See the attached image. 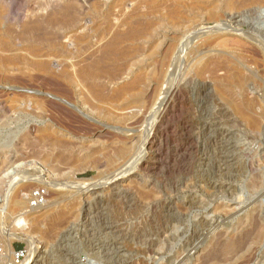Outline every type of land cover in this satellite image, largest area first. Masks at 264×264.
<instances>
[{
    "label": "rangeland",
    "instance_id": "374dc122",
    "mask_svg": "<svg viewBox=\"0 0 264 264\" xmlns=\"http://www.w3.org/2000/svg\"><path fill=\"white\" fill-rule=\"evenodd\" d=\"M51 1L58 3L57 0ZM51 1L0 0L3 17L0 19V210L3 209L0 212V229L20 238L11 244L12 249L25 252L20 264L28 258L30 248L25 242L27 240H32L35 251L40 252L38 264H77L78 261L80 264H101L92 256L94 251L90 250L86 241L91 233L86 232L101 222L102 215L104 227H117L119 231L116 236L107 235L103 240H110V245H113L115 237L128 235L134 238L135 242L124 240L119 241V245L114 244L124 251L126 257L122 260H126L127 264H264V122L258 130H250L234 115L226 102L234 96L219 95L213 79H209L207 74L198 76L195 73L201 59L219 55V61L214 62L219 65L228 56V52H221L223 50L215 45L203 49L201 44L205 35L221 32L216 26L218 24H228V27H223L228 31L234 28L229 16L247 10L242 6L244 0H125L120 15L117 14L118 7L112 9L120 0H101L100 3L97 2L99 0H65L71 1L77 8L74 24L44 25L32 35H22L23 23L35 16L44 17L47 3ZM113 11L114 14L118 11V17H106L105 20L104 16ZM130 13L138 16L131 21V28H138L144 23L145 30L137 38L122 44L126 53L116 62L122 68L121 78L108 84L110 93L107 96L117 94L115 87L130 81L135 75H147L145 77L152 85L161 72V86L164 89L174 88L176 94L169 107L170 116L165 119L161 130L156 132L159 155L148 154L139 167L106 184L102 196L95 198L89 191L94 182L107 175L112 176L114 171L106 158L102 157L105 147L100 144L112 132L103 126L112 117L95 107L92 111L89 108L90 113H87V107H68L63 100H59L61 96H81L79 93L90 96L89 93L71 77L70 80L50 78L38 68L41 63L47 62L52 65L53 73L58 74L61 67L70 64V54L76 52L75 45L68 39L69 35L89 33L88 43L81 46L84 49L90 45L89 54L103 46L116 32L119 21ZM240 28L248 29L246 25ZM57 36L61 40L52 44L50 39ZM221 74L217 73L219 76ZM250 82L254 85L253 91H248L246 98L257 100L259 109H264V83L260 88L257 80ZM203 85L206 86V93H209L206 98L197 96ZM123 96H140V87L130 89ZM61 106L62 112H58ZM65 107L78 117L77 121L82 122L72 124L76 127L71 126L73 134L67 138V141L70 140L68 148L73 152L72 158H65L66 153L62 152L65 150L57 149L53 144V133L67 119L63 113ZM225 109L229 111L228 116H220L219 111ZM205 110L216 112L211 123L213 127L219 126L230 133L223 142L218 133L213 132L211 138L214 140L209 142L208 136L203 137L200 131L193 130L191 137L195 140L188 144L187 136L179 131L182 119H194L195 114L197 117L200 114V117ZM130 122H127V126H131L128 124L134 120ZM97 129L101 130V134L92 137ZM226 159H232L231 167L225 170V166H228L225 165L222 170L218 169ZM10 171L13 172L11 175ZM29 175L40 177V182L25 183L28 189H24V193L32 192L39 197L40 207L33 204L36 201H31L26 215L39 216L52 206L54 200L50 197H53L54 189L73 187L76 181L86 182L87 189H80L81 192L72 189L73 193H77L72 198L80 201L83 207L90 208L89 224L86 227L78 225L81 218L67 224L60 234L68 233V229H72L73 234L63 242L61 235L54 241L43 239L39 232L30 231L31 223L27 220L25 223L24 218L17 222L19 212L4 211L7 207L4 200L6 190L14 178ZM143 192L152 195L147 198L149 200L143 201ZM144 231L148 232L149 238H157L155 234L159 232L165 234L161 246L164 256L146 253L145 244L136 241ZM228 239L233 242L243 240L242 248L233 257H226L221 249ZM0 241L3 247L8 243L1 234ZM185 244L189 249L195 245L197 252L191 257H183L180 252ZM18 246L21 247L17 249ZM56 255L62 257L59 259Z\"/></svg>",
    "mask_w": 264,
    "mask_h": 264
},
{
    "label": "bare ground",
    "instance_id": "6f19581e",
    "mask_svg": "<svg viewBox=\"0 0 264 264\" xmlns=\"http://www.w3.org/2000/svg\"><path fill=\"white\" fill-rule=\"evenodd\" d=\"M49 1H51V0H49ZM51 2L52 3H50V2L47 3V12H46V15L44 17L35 16L34 18L33 17L31 18L32 20H29V21H26L25 23H23V28L21 29V30H23L22 35H24V36L32 35L36 30H38L40 27H42L44 25L62 26V25L74 24V22L77 19V11H76L77 8H75L74 4L71 1L69 2V1H65V0H57L56 2H58V3H55V2L53 3V1H51ZM97 2L100 3L101 0H99ZM124 2H125V0H120V1H118V3L116 2L117 5L115 4L112 7L113 10L115 7H118L119 12L117 11L118 13L117 12L116 13L119 15H120V13L122 14V12H123L122 11L123 6L126 3V2L125 3ZM242 4H244L242 6L245 7V9H247V10L241 12L240 14H234V15L229 16V20L232 21V23L234 25L233 29L228 31V29H226V28L223 29V27H225V26L228 27V24L225 26H224V24H223V26H221L222 24L221 25L218 24L216 26H218L220 28L219 31H221V32H216V33L205 35L203 42L201 44V48L203 47V49H206L207 47H211V46L215 45L216 47L223 50L221 52H224V53L228 52V56L227 55H226V57L224 56L225 58L223 57L224 58L223 62L219 63V65H218V63H214L215 61L218 62L219 61L218 59L221 58V56H219V55L213 56V57H208L205 60L201 59V61L197 63L198 64V66H196L197 68L195 67V73L198 76H204L207 74L209 79H213L217 83L216 86H217V90H218L219 95H221V96H234V98L226 100L229 107L233 111L234 115L236 117H238L240 120H242L243 123L246 125V127H248L250 130L256 131L260 128V126L264 122V109H262V108L259 109V107L257 106L258 101L254 100V99L248 100L246 98L245 94L248 91H250V92L253 91L254 85L250 81L257 80L258 81L257 83H260V88H261V84L264 83V0H244ZM135 9L136 8H134L133 11ZM116 13L114 14V11H113V13L106 14L104 16L105 17L104 19L107 20L106 17H108L109 19L110 18L115 19V17L117 16ZM136 16L137 15L134 13H130V14L125 15L124 16L125 18L123 20L119 21L118 25L116 26L117 29H116V32L114 33V35L112 37H110L105 42V44L103 46L97 47L95 50L93 49L94 51H91L89 54H87V52H89L91 50V48L89 47L90 45L84 49L81 48L82 45L88 43L87 41L90 39L89 33H84V35H81V36H77L76 34L69 35L68 39L71 43H73L75 45V51L76 52L73 54H70L71 55L70 64H68L67 66L61 67V69H59L58 74L53 73L52 65L50 63H47V62L41 63L39 65V68H38L39 71H42L43 73H45L50 78H54V79L55 78H61V79H69L70 80V77H71V79L73 78L75 81H78L80 86H82L87 91V93H89L90 96H82V93H79L81 96L69 95V96H63V97L61 96L60 99L58 98L59 100H61V102L63 100V102L68 107H72V108H76V109H77V107L78 108L79 107H81V108L87 107V113H90L89 108H90V111H92V108L95 107L98 110H100L103 114H108L109 116L112 117L106 121L107 122L106 124L103 125V126L107 127V129L112 130V132L111 133L108 132L110 135L108 134L109 136L106 139L103 138L104 140L100 141V144L102 147H105V149H104L105 153H102L103 154L102 157L106 158V160H107L106 162L109 164L110 168L113 169L114 171L112 172V176L109 177L107 175V177L100 178L99 180H97V182H94V184L92 185V188L89 191H90V195L95 197V198H97V197L100 198L102 196V193L105 192V190L103 188L106 184L110 183L111 181H115V179H117L119 176L123 177L127 173H130V172L134 171L137 167H139L138 165L148 156V154L155 156V157H157L159 155L160 148H158V146H157L156 132L158 130H161V128L163 127V123H164L165 119H167L170 116L169 107L172 103V99L174 98V96L176 94V92H174L175 91L174 88L172 89V88L168 87V88L164 89L161 86L160 81H161V78L163 75L161 72V75L157 76L156 81L152 85H151V83H149V80L146 79L147 75H145L146 77L144 75H141V74L135 75L130 81L124 82L122 85L115 87L114 91L116 90L115 92H117V94H114L115 96L114 95L113 96H107V94L110 93L108 91V87H110V86H108V84H111L115 81H118L121 78L122 68L116 62L118 60H120L121 57L124 56V54L126 53L125 49L122 47V44L126 40H132V39L137 38L145 30L144 25H143L144 23H142V22H141L142 24H140V27H138V28L134 27L135 29L131 28V24H132L131 21H133V18H135ZM143 17H145V15H143ZM0 19H3L2 12L0 13ZM220 23H221V21H220ZM243 25H246L248 27V29L246 31L240 28V27H243ZM64 35H63V37H65ZM60 40H61V38L57 36V37L50 39V42L52 44H54L56 42L58 43ZM77 44L79 45V49L77 48ZM72 60H73V62H72ZM215 64H217V65H215ZM218 72L219 73L222 72L221 76H219L220 74L217 75ZM143 83H145L144 89L141 91V87L143 86ZM228 85H229V88H228ZM137 86H138V88L140 87V96H123L127 91H129L130 89H134ZM200 89L201 90H199L197 96H204V98H206V96L209 94V93H206V86L203 85L202 88H200ZM230 90H231V93H230ZM114 91L112 93H115ZM255 99H257V98H255ZM202 102H203V100H202ZM86 104H87V106H85ZM59 106L60 105H58V107ZM56 107L57 106H55V109H56ZM61 108H62V106L59 108L58 112L60 111ZM65 108H64L65 111L63 113L67 115V117H66L67 119H66V121L60 123L58 126L59 128H57L58 131H55L53 133V136H54V139H53L54 143L53 144H55L57 149L59 147L60 149L65 150V151H62V152L66 153L65 158H69V157L72 158L73 152H72L71 148L70 149L68 148L69 147L68 141H70V140L67 141V138L73 134V132L71 130L72 124L78 123V122L80 124H82V122L77 121V120H79V119H76L78 117L74 116V114H72L70 110L68 111V109L67 108L65 109ZM257 108L259 109V111H255V110H257ZM60 112H62V111H60ZM217 113H218V111H217ZM228 113H229L228 109H225V110H220L218 114L222 117H227ZM40 114H42V113L40 112ZM81 114H82V112H81ZM197 114H198V112H197ZM203 114L204 115H201L200 117H199L200 114H198V117L195 114L194 119H191L189 117L182 119L181 125L179 127V131L182 135L187 136L186 137L187 143L188 142L191 143L192 141L195 140V138L191 137V134H192L191 131H193V130L200 131V134L203 137L208 136L207 140L209 142L214 140V139L212 140L211 134L213 132H216L219 135V139H222V141H223V139H225V137H227L230 132H229V130H225L219 126L213 127L214 125H211L212 120L215 119L214 117H215L216 112H212V111L209 112V110H207V111L205 110ZM51 115H54V114H51ZM57 116H58V114H57ZM202 117H204V118H202ZM56 118H58V117H56ZM132 120H134V122L132 124H130L131 123L130 121H132ZM55 122H53V123H55ZM127 122H130L128 125H131V126H127ZM217 125H218V123H217ZM74 127H76V126H74ZM100 129H97V131L94 132L92 137L99 134L101 132ZM89 130H87V131H89ZM93 131H95V130H93ZM91 132H92V130H91ZM51 134L52 133H50L48 135H51ZM41 136H42V134H41ZM46 136H47V134H46ZM40 138H42V137H40ZM64 139H66V140H64ZM48 140H49V138H48ZM9 141H10V139H9ZM42 142H44V141H42ZM75 146H77V145H75ZM72 147H73V145H72ZM75 149H76V147H75ZM29 155H30V153H29ZM63 155H64V153H63ZM63 155H61V156H63ZM47 156H48V154H47ZM47 156L45 157V159L47 158ZM88 159H90V158H88ZM153 159H155V158L153 157ZM7 161H8V158H7ZM68 161H69V159H68ZM89 161L92 162L91 159ZM231 161H232V159H226L225 161L222 162L221 166L220 165L218 166V169L222 170L223 166H225V165H228V166H225V170L229 169L231 167ZM9 162H11V161H9ZM13 164H14V162H13ZM3 165L5 166V164H3ZM98 165H100V163ZM4 166H2V167H4ZM9 166H11V165H9ZM16 166L18 167V164ZM13 167H15V166L13 165ZM82 167L84 168V166H82ZM77 169H79V168L77 167ZM8 170H9V168H8ZM4 173H6V172H4ZM10 173L12 174L13 172L10 171L9 174ZM7 174H8V171H7ZM3 175H5V174H3ZM6 176H8V175H6ZM35 177L33 178V176L29 175V176H20V178H14V180L10 183L8 189L6 190V195H5L4 200L6 202L7 207L4 208V211L8 210V211L19 212L18 213L19 217H18L17 222H21V220L23 218H24V221L25 220L29 221L31 223V226H32L30 231L39 232L41 234V237H43V239H45L47 241H54V239L58 238L59 235H61L60 232L63 231L65 226L67 224H69L70 222L74 223L81 218V220H82L81 224L79 223L78 225H80L81 227H86L87 224H89L88 221H89L90 215H91V213H89L90 208L88 209L84 206L86 208V210L84 211V207L82 206L81 202L78 201L77 199L72 198V197H75L77 195V193H73L72 189L73 190L75 189L76 190L75 192H81L80 189L86 188L85 187L86 182L82 183V182L76 181L74 183L75 186H73V187L67 186V188L62 187V188L54 189L53 190V197H50L54 200V202H53L54 204L52 206H50L49 208L47 207L48 209L39 216L32 217V216L26 215L27 210L29 209V203L31 201H33V200L36 201L33 204L37 205L38 206L37 208L40 207V205H39L40 204L39 203L40 198L39 197H36V195H33L32 192L27 193V195L24 193V191L26 189H28V186L25 185V183H29V181H31V182L36 181L37 183L40 182L39 181L40 177L39 178L38 177L35 178ZM8 179H10V178H8ZM103 179H104V181H102ZM10 181H8V182H10ZM71 184H73V183H71ZM53 187H55V186H53ZM31 190H32V186H31ZM46 191H44V192H46ZM27 192H28V190H27ZM143 195H144L142 198L143 201L149 200L147 198L152 196V195L149 196V192H148V194L144 193ZM41 196H42V194H41ZM140 200H141V197H140ZM48 202H50V201H48ZM32 210H33V208H32ZM2 211H3V209L0 210V212H2ZM97 215H98V213L93 218H96ZM166 216H168V215H166ZM100 220H101V222L98 225H96L95 227L93 226L94 227L93 229H90L86 232V233H89V232L91 233V237L86 241H87L88 247L91 248L90 250L94 251V255H92V256H94L95 259H97L99 261V263H101V264H127L126 260H124L126 257V255L124 254V251L119 246L116 247L115 245L116 244L119 245V243H118L119 241H124V240L125 241H127V240L134 241L133 240L134 238L129 237L128 235H125L122 237L119 236L118 238L115 237V240H114L115 245L113 243H112L113 245H110L111 241L109 240L107 242V241L103 240V238L107 235L116 236L115 234H119V231H118L117 227H113V226L104 227V225L102 224V222L104 221L103 215H102V218ZM27 221H25V223H27ZM30 223H28V224H30ZM95 224H96V222H95ZM22 225H23V223H22ZM23 226H25V224ZM155 228H156V226H155ZM72 232H73L72 229H70V230L68 229V233L60 236V237L64 238L63 242H66L67 238L68 239L70 238V236L73 234ZM155 232H156V230H155ZM147 233H145V231L140 233L138 235L136 241H138L139 243L143 242L145 244V246H146L145 252L146 253L151 254V255L153 254L154 256L155 255H159V256L163 255L164 252H163V249L161 246L163 245L162 242L165 239L164 238L165 234L162 232H159V233L155 234V236L156 235L158 236L157 238H149V234H147ZM0 234L3 236L4 241H8V243L4 244V250L6 251V253L8 254V256L10 258L9 262H12L15 256L13 255L14 253L12 251V245L11 244L13 241L20 240V238L16 237L13 234L6 233V231L4 229H0ZM229 240L230 239H228L226 241L224 248H221V249H223V252L225 253L224 255L226 257L227 256L233 257L242 248L241 245H242L243 240H242V242H240L239 240L233 242L232 239H231L232 240V242H231V240L230 241ZM25 242H27L30 250L28 252V258H26V260L22 264H38L40 262V261H38V259L40 257V252L35 251V248L33 247L32 240H27ZM190 242H191V240H190ZM187 246H188V244H185L182 247V251L180 252V254H182L183 257L188 258V257L193 256L197 252V248L195 245H193L190 249ZM64 247H66V246H64ZM221 256H223V254H221ZM57 257H59V256H57ZM61 257H59V259ZM122 258H124V259L122 260ZM79 262L80 261H78L77 264H80ZM7 263L8 262H6L5 264H7Z\"/></svg>",
    "mask_w": 264,
    "mask_h": 264
},
{
    "label": "built area",
    "instance_id": "2783aa9c",
    "mask_svg": "<svg viewBox=\"0 0 264 264\" xmlns=\"http://www.w3.org/2000/svg\"><path fill=\"white\" fill-rule=\"evenodd\" d=\"M12 251L15 257L12 262H9L10 258L4 250L2 242L0 241V264H5L6 262H8L7 264H19L20 261L25 258V252L23 250L12 249Z\"/></svg>",
    "mask_w": 264,
    "mask_h": 264
},
{
    "label": "trees",
    "instance_id": "16d2710c",
    "mask_svg": "<svg viewBox=\"0 0 264 264\" xmlns=\"http://www.w3.org/2000/svg\"><path fill=\"white\" fill-rule=\"evenodd\" d=\"M21 246H18L17 249H19Z\"/></svg>",
    "mask_w": 264,
    "mask_h": 264
}]
</instances>
